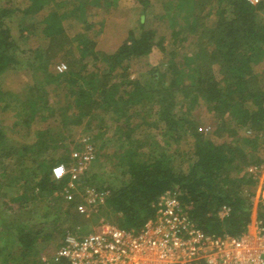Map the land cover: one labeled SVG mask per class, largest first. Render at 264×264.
<instances>
[{"label":"trees","instance_id":"16d2710c","mask_svg":"<svg viewBox=\"0 0 264 264\" xmlns=\"http://www.w3.org/2000/svg\"><path fill=\"white\" fill-rule=\"evenodd\" d=\"M60 1L0 2V197L7 209L29 213L22 219L0 214V264L64 263L61 259L44 262L42 255L57 226L78 219L81 201L77 186L71 190L72 197L66 195L70 175L56 180L53 168L59 163L73 166L78 161L69 164L65 158L57 159L58 140L52 136L56 126H80L95 117L102 125L110 121L115 131V166L120 174L110 177L108 184L102 178L91 183L85 178L86 171L81 191L84 186L108 191L105 205L118 215L116 225L139 230L155 215L160 196L174 191L194 225L203 231L216 235L250 231L255 193L247 186L259 179L246 168L262 164L258 151L264 146V67L261 71L257 67L264 64V21L259 19L264 0L257 4L249 0L162 2L160 13L144 10L139 35L130 32L114 53L99 51L92 36L76 35L82 64L66 73L49 67L51 46L71 42L67 18L81 17L89 4L97 2L78 0L71 13L48 9L52 2L64 7ZM136 1L144 9L149 6V0ZM11 18L18 23L20 35L36 34L49 44L32 50V57L22 56ZM183 18L185 28L180 25ZM155 20L164 22L165 32ZM83 25L92 27L87 22ZM166 30H172L174 42L167 41ZM187 31L195 34L197 52L180 65L174 45L186 40L181 35ZM155 51L167 56L163 71L153 70L145 82L130 78L113 82V74L125 60ZM34 66L44 75L41 91L27 97L12 90V75ZM47 87L64 89L71 102L60 120L51 117L47 128L34 130L35 114L52 108ZM179 97L181 108L187 110L183 116L174 111ZM201 101L218 119L210 132L203 131L191 116ZM242 129L249 137L240 135ZM106 131L102 135H107ZM158 134L164 141L162 149ZM222 134L236 142L221 140ZM183 138L190 142L189 150L178 147L169 152L170 142L179 144ZM240 157L247 166H239L232 174L228 168ZM221 210L227 211L223 217ZM256 217L264 224V199L257 206Z\"/></svg>","mask_w":264,"mask_h":264},{"label":"rangeland","instance_id":"374dc122","mask_svg":"<svg viewBox=\"0 0 264 264\" xmlns=\"http://www.w3.org/2000/svg\"><path fill=\"white\" fill-rule=\"evenodd\" d=\"M4 1L6 0H0V2ZM77 1L78 0H62L64 7L57 6L55 2H52L48 9L55 10L56 8H59L61 11L64 10L66 12H70L74 9ZM166 1L169 0H149L148 8L144 9V6L139 4L136 0H96L97 3H92L87 6V9L81 17L77 15L76 17L67 18L65 22L66 32L68 37H70L71 42L59 44H56L55 42L51 46V53L53 55L50 59H48L49 67L53 70H56L58 73H66L69 70L80 68L82 64V57L78 50L77 43L74 40L76 35L92 36L97 43L96 47L99 51L106 54L114 53L124 41L128 40L130 32H133L134 35H139L140 19L144 10L151 12L155 9V11L160 13L162 11L161 3ZM212 18L215 19L213 16ZM259 19L264 21V11L260 12ZM9 20H11L9 23L13 27V33L16 37L17 43L20 49L23 51V53H21L23 54L22 56L32 57V50L37 48L44 49V47L49 44L48 39L46 40L44 37L36 34L29 36L20 35L18 23H16L13 18ZM84 20L85 22L90 23L92 27L84 28ZM185 22L186 21H184L183 18L180 25L184 26ZM155 23L160 25L161 30L165 32V25L163 21L155 20L154 24ZM185 26L183 28H185ZM176 29H179V27ZM186 30L187 29H185V31ZM166 36L167 41L169 40L174 42L172 30H166ZM182 36H185L186 40L174 45L178 53L176 60L180 65L185 64L184 62H181V60L183 61L184 58L189 59L197 52L194 44L195 34L187 31L186 34H182L181 37ZM166 60L167 56L165 54L156 51L146 56L127 59L124 61L123 67L113 74L112 80L113 82L118 83L122 82L126 78H130L140 79L145 82V79H151L153 70L158 69L159 71H163L165 69ZM58 66H61L63 71H60ZM105 67L106 66H103L102 69H105ZM257 67L258 70L261 71L262 67H264V64H260ZM44 81V75L41 71H39L37 66L25 67L19 74L12 75L9 81L11 84L9 86L17 93H25L27 97H32L41 91L39 90V87L43 86ZM186 83H189L188 79ZM58 88L59 87L56 89L53 87L46 88L47 91L50 92L48 93L52 99V108L51 110L49 109L48 111H39L35 114V118L32 122V127H34V130H43L49 125V120L51 117L60 120L62 115L66 114L65 108L70 105L71 98L69 95L64 94V89ZM180 98L181 97L178 98V104L175 105L174 111L179 114V116H183L187 110L185 108H181L183 105L181 102H183V100H180ZM147 108L149 109V104ZM155 110L156 108H154V111ZM68 113H72V109L71 111H68ZM154 113H152L153 116ZM191 116L200 123V128H202L203 131L210 132L211 130H214L216 124L218 123L216 115L208 110V106L204 101H201L192 110ZM105 131L107 132V135H102L105 133ZM155 132L159 133L157 130ZM114 133L115 131L110 121L102 125L99 117H95L94 119L88 118L80 126H73L70 128H60L56 126L55 133L53 134L54 136H52L58 140L56 142L57 148L55 157L57 159L59 157L65 158L68 163L70 162L72 164L73 162L79 160L80 155H82L85 149V140H89V143L93 146V151L94 149L95 151L93 152L92 160L87 166L86 171L89 173L85 171V178L88 177L91 183L98 182L100 180L99 178H102L104 181H106L105 184H108L110 177L116 178L117 175L120 174V168L115 166V163H117L118 159L114 157V153L118 150V142L115 141L117 136ZM240 135L243 137H249L250 134H247L246 130L242 129L240 131ZM158 139L160 140V149H162V147H164L162 134H158ZM233 139L234 138L228 134L223 135V138H221V140H225L227 142L235 141V139ZM189 143L190 142H188V139L186 140V138H183L179 144L175 143L174 141L170 142L169 152L173 151V149L175 150L178 147H182L188 151V147H190ZM262 146H260V150L258 151L261 155L260 157L262 159V164L257 168L254 165H245V161L241 157L239 158L240 161L237 159L235 164L230 165L228 168L232 174H236L238 167H243L245 165L247 166L246 169L256 174L259 179L257 184L247 186V189H252V191L255 193V213L252 225L261 221L256 217V209L259 202L264 199V146ZM246 150L250 151V148L247 147ZM247 160L251 161L250 158H247ZM82 184L83 182L81 180L77 184L78 188H76V192L79 195L78 199L81 201L79 205L83 204L82 201L84 200V191H81ZM86 187L84 186V189ZM3 201L4 199L0 197V214L5 216V218L15 217L22 219L29 215L28 212H19L13 208L7 209L4 206ZM53 207L55 208L57 206L53 205ZM100 207L90 209L88 214H79L78 219L73 223L67 222L63 224L60 222L62 225L59 224L57 229H55V237L46 246L42 255V261H56L57 250L63 243L65 235L68 233H85L94 230H101L103 227L108 226L109 224H117L118 215H114L110 207L106 205H102ZM41 212L42 211H40V213ZM226 213L227 211L225 210L219 211V215L222 217ZM73 229L75 230L72 231Z\"/></svg>","mask_w":264,"mask_h":264},{"label":"built area","instance_id":"2783aa9c","mask_svg":"<svg viewBox=\"0 0 264 264\" xmlns=\"http://www.w3.org/2000/svg\"><path fill=\"white\" fill-rule=\"evenodd\" d=\"M92 158L93 146L86 139L76 164L53 168L56 180L71 177L67 197L73 195ZM107 196L108 191L86 187L78 212L88 214L105 205ZM56 258L63 264H264V224L260 221L238 235L207 233L194 225L178 194L167 191L156 202L155 215L139 230L109 224L86 234L68 233Z\"/></svg>","mask_w":264,"mask_h":264}]
</instances>
